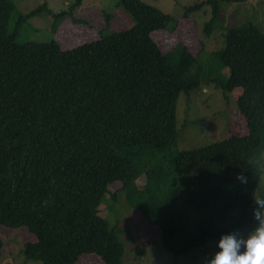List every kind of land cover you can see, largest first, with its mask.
Here are the masks:
<instances>
[{
	"label": "trees",
	"instance_id": "obj_1",
	"mask_svg": "<svg viewBox=\"0 0 264 264\" xmlns=\"http://www.w3.org/2000/svg\"><path fill=\"white\" fill-rule=\"evenodd\" d=\"M117 1L129 29L62 50L17 43L8 31L15 5L0 0V226L33 235L20 249L26 261L75 264L94 255L120 264L123 242L98 212L106 195L138 211L173 255L241 227L248 232L253 213H262L253 199L264 153V32L251 21L223 27L219 16L247 0L193 6L210 9L207 37L217 23L223 32V47L205 66L181 44L166 52L156 45L151 35L173 22L168 15L141 0ZM42 11L51 14L43 3L20 18ZM191 69L194 81L215 82L224 98L241 90L245 135L173 150L176 101L195 84ZM141 175L145 184L133 192ZM113 182L121 188L111 193Z\"/></svg>",
	"mask_w": 264,
	"mask_h": 264
},
{
	"label": "rangeland",
	"instance_id": "obj_2",
	"mask_svg": "<svg viewBox=\"0 0 264 264\" xmlns=\"http://www.w3.org/2000/svg\"><path fill=\"white\" fill-rule=\"evenodd\" d=\"M11 1L15 9L10 15L8 31L15 32L17 43L54 42L62 50H67L93 42L100 34L123 31L132 26L131 19L118 5L117 0H81L80 6L72 10L70 7L74 0ZM141 1L173 20L165 30L156 31L151 35L160 50L166 52L181 44L188 54L196 56V61L200 60L202 66L207 62L210 65L211 54L223 47V32L218 23L214 25L215 29L208 37L203 32L204 24L210 18V9L203 6L194 10L193 6L204 0ZM43 3L51 14L42 11L27 19L20 18ZM187 8L192 10L187 12ZM186 12L187 15L184 16ZM107 15L110 16L109 19L105 17ZM219 16L222 18L223 27H236L251 21L264 32L263 0H247L241 5L223 6ZM173 60L175 61L176 57L170 59V63L174 62ZM194 73L195 70L191 69L186 76L195 84L188 94L180 93L176 101V141L173 150H194L223 141L232 135H245V123L236 106V98L241 94V90L238 88L224 98L218 84L213 81L204 82L201 78L194 81ZM262 154V173L255 189L254 203L264 201V153ZM115 183L117 182L108 185L109 192L121 188L120 185L115 187ZM134 183L132 191L137 192L145 184L144 176H139ZM106 198L107 195L99 205L98 212L101 218L106 217L121 243L123 242L120 264H205L206 258L215 250L216 239H212L204 245L189 249L183 255H173L157 244V229L147 225L138 211L129 208L124 201L107 203ZM261 216L264 217V207ZM246 230L241 227L235 234L243 235ZM33 239V235L24 227L11 229L0 226V240L3 243L0 264H40L37 261H26L20 253L22 245ZM75 264L104 263L94 255H83Z\"/></svg>",
	"mask_w": 264,
	"mask_h": 264
},
{
	"label": "clouds",
	"instance_id": "obj_3",
	"mask_svg": "<svg viewBox=\"0 0 264 264\" xmlns=\"http://www.w3.org/2000/svg\"><path fill=\"white\" fill-rule=\"evenodd\" d=\"M257 205L264 207V201H258ZM253 216L255 226L243 235L233 231L220 234L205 264H264V217L260 212H254Z\"/></svg>",
	"mask_w": 264,
	"mask_h": 264
}]
</instances>
